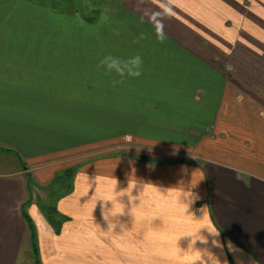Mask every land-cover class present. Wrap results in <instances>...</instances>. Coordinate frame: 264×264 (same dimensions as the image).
I'll return each instance as SVG.
<instances>
[{"label":"crops","instance_id":"0c3cea01","mask_svg":"<svg viewBox=\"0 0 264 264\" xmlns=\"http://www.w3.org/2000/svg\"><path fill=\"white\" fill-rule=\"evenodd\" d=\"M48 1L0 0V264H264V0Z\"/></svg>","mask_w":264,"mask_h":264},{"label":"rangeland","instance_id":"374dc122","mask_svg":"<svg viewBox=\"0 0 264 264\" xmlns=\"http://www.w3.org/2000/svg\"><path fill=\"white\" fill-rule=\"evenodd\" d=\"M41 2H49L48 0H39ZM70 1L71 5L76 3H89V0H68ZM36 2V1H34ZM55 2V1H54ZM38 3V2H36ZM80 7V6H78ZM72 9H70L69 11H71ZM105 145V144H104ZM120 146H126L125 149L122 150H130L127 147H131L132 151L134 150V152H141V150H137L134 147H137L138 145L135 142H130V143H125V144H121ZM100 150L98 151H92V150H84L82 156H76L75 158L71 156V158H66L64 160H61V162H59V164H57L56 166L58 167H63L64 169L62 171H60L58 173V177H56V179H54L51 183L47 182V181H42V180H36V176L35 180L33 181V183L40 185V188H36L35 187V192H34V196L35 199H44L45 202H47V200H49L50 202L53 201V199L57 198L58 195H60V191L56 190L57 186H55L54 182L56 183H66V182H70L69 179L71 178V176L69 175V173H72V170H74L76 167L78 166H89L91 164L92 160H96L98 158H101L103 156V154L106 152L105 150H101V148H99ZM118 150V149H117ZM1 156V155H0ZM58 179V181H57ZM64 187V186H63ZM61 190V189H60ZM46 209H50L48 206H45ZM43 211V210H42ZM45 212V210H44ZM48 213V211H47ZM40 262L41 259L40 257L36 258V261Z\"/></svg>","mask_w":264,"mask_h":264},{"label":"clouds","instance_id":"9594fccd","mask_svg":"<svg viewBox=\"0 0 264 264\" xmlns=\"http://www.w3.org/2000/svg\"><path fill=\"white\" fill-rule=\"evenodd\" d=\"M108 9H105L107 12ZM157 39L163 42L165 34L162 29L157 30ZM143 58L139 55H132L128 57H120L114 55L103 56L97 65L102 68L106 74H114L119 77V80H114L113 83H123L125 78H138L142 75Z\"/></svg>","mask_w":264,"mask_h":264},{"label":"trees","instance_id":"16d2710c","mask_svg":"<svg viewBox=\"0 0 264 264\" xmlns=\"http://www.w3.org/2000/svg\"><path fill=\"white\" fill-rule=\"evenodd\" d=\"M85 9L83 8L82 11H84ZM95 10V13L97 14L99 12V10L97 9H94ZM96 14L93 15V19L95 18ZM87 19H92V16H88ZM1 148V147H0ZM69 175H71V172L69 173ZM50 209H48V214L50 216V218L54 215V211H55V208L52 206V207H49ZM53 221V220H52Z\"/></svg>","mask_w":264,"mask_h":264}]
</instances>
